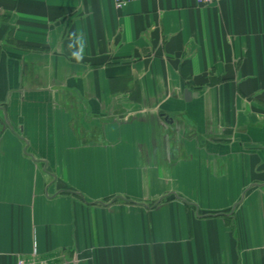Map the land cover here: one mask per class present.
Wrapping results in <instances>:
<instances>
[{
	"label": "crops",
	"instance_id": "0c3cea01",
	"mask_svg": "<svg viewBox=\"0 0 264 264\" xmlns=\"http://www.w3.org/2000/svg\"><path fill=\"white\" fill-rule=\"evenodd\" d=\"M264 264V0H0V264Z\"/></svg>",
	"mask_w": 264,
	"mask_h": 264
},
{
	"label": "built area",
	"instance_id": "2783aa9c",
	"mask_svg": "<svg viewBox=\"0 0 264 264\" xmlns=\"http://www.w3.org/2000/svg\"><path fill=\"white\" fill-rule=\"evenodd\" d=\"M132 0H114L115 7L121 9L125 7ZM199 5H209L212 3L219 2L220 0H196ZM17 264H26L23 259H20Z\"/></svg>",
	"mask_w": 264,
	"mask_h": 264
}]
</instances>
